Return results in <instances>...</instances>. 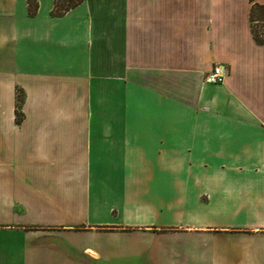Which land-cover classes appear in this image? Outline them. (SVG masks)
Segmentation results:
<instances>
[{
    "label": "crops",
    "instance_id": "0c3cea01",
    "mask_svg": "<svg viewBox=\"0 0 264 264\" xmlns=\"http://www.w3.org/2000/svg\"><path fill=\"white\" fill-rule=\"evenodd\" d=\"M56 2L0 0V264H264L252 3Z\"/></svg>",
    "mask_w": 264,
    "mask_h": 264
},
{
    "label": "trees",
    "instance_id": "16d2710c",
    "mask_svg": "<svg viewBox=\"0 0 264 264\" xmlns=\"http://www.w3.org/2000/svg\"><path fill=\"white\" fill-rule=\"evenodd\" d=\"M57 1L58 2H56L54 13L56 15H59L62 12H65L68 9L75 6L80 0H65L63 2H61V0H57ZM249 1L252 3L251 22H252V27H253L252 29H253L254 37L257 40V42L264 43V36L257 35L256 31L254 30V26H253V23L256 20L255 18H259V17H260L259 19H261L259 21H261L264 24V4L263 5H257L255 3V0H249ZM259 36H262L263 38L261 39ZM22 103H23V94L18 92L17 93V99H16V110H15V119H16L17 123H19L21 121L20 109H21Z\"/></svg>",
    "mask_w": 264,
    "mask_h": 264
},
{
    "label": "built area",
    "instance_id": "2783aa9c",
    "mask_svg": "<svg viewBox=\"0 0 264 264\" xmlns=\"http://www.w3.org/2000/svg\"><path fill=\"white\" fill-rule=\"evenodd\" d=\"M225 78L224 70L220 66H216L205 77V81L209 84H221Z\"/></svg>",
    "mask_w": 264,
    "mask_h": 264
},
{
    "label": "rangeland",
    "instance_id": "374dc122",
    "mask_svg": "<svg viewBox=\"0 0 264 264\" xmlns=\"http://www.w3.org/2000/svg\"><path fill=\"white\" fill-rule=\"evenodd\" d=\"M260 18V17H259ZM255 18V23H253L254 30L256 31L257 35H262L264 36V24L259 21L261 19ZM258 19V20H257ZM258 21V22H257Z\"/></svg>",
    "mask_w": 264,
    "mask_h": 264
}]
</instances>
